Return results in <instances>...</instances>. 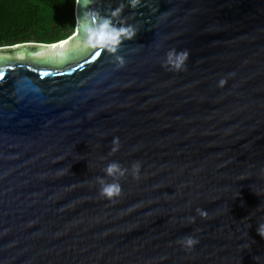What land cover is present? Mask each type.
Returning a JSON list of instances; mask_svg holds the SVG:
<instances>
[{"label":"water","instance_id":"1","mask_svg":"<svg viewBox=\"0 0 264 264\" xmlns=\"http://www.w3.org/2000/svg\"><path fill=\"white\" fill-rule=\"evenodd\" d=\"M74 18L0 47V264H264V0H76ZM105 19L135 31L114 52L85 39Z\"/></svg>","mask_w":264,"mask_h":264},{"label":"trees","instance_id":"2","mask_svg":"<svg viewBox=\"0 0 264 264\" xmlns=\"http://www.w3.org/2000/svg\"><path fill=\"white\" fill-rule=\"evenodd\" d=\"M76 0H0V47L56 43L75 27Z\"/></svg>","mask_w":264,"mask_h":264},{"label":"clouds","instance_id":"3","mask_svg":"<svg viewBox=\"0 0 264 264\" xmlns=\"http://www.w3.org/2000/svg\"><path fill=\"white\" fill-rule=\"evenodd\" d=\"M104 33L107 35L108 42L110 43L111 47H108V51L114 52L115 46L119 45L121 42V38L124 39H131L135 35V31L129 26V27H115L110 26V23L107 19H105L101 24L98 26H91L87 27L85 29V39L89 43L92 44V46H95L100 38V34ZM188 57L187 51H183L178 55H174L173 51H169L167 54V65L171 66L173 70H180L182 66H184V62L186 61ZM116 60L122 65L123 59L119 56L116 57ZM224 83L223 80L220 81V84L222 85ZM114 144H118V141L116 139L113 140ZM117 150V147H113L112 151L115 152ZM139 164H134L132 166V172L133 175L138 171ZM128 171V169L123 168L118 162H112L109 163L105 168L104 172L107 176H110L113 178L114 181H118L119 178L123 177L125 173ZM99 183L101 184L100 188V195L104 196L105 198H113L120 195L121 187L118 182L113 183H106L103 179L99 180ZM201 216H205L206 213L203 211L197 210ZM257 233L264 238V224H261L257 227ZM198 241L195 240L192 237L185 238L182 243L188 247L191 248V246L195 245Z\"/></svg>","mask_w":264,"mask_h":264},{"label":"snow or ice","instance_id":"4","mask_svg":"<svg viewBox=\"0 0 264 264\" xmlns=\"http://www.w3.org/2000/svg\"><path fill=\"white\" fill-rule=\"evenodd\" d=\"M4 75L3 71L0 70V77H2Z\"/></svg>","mask_w":264,"mask_h":264}]
</instances>
